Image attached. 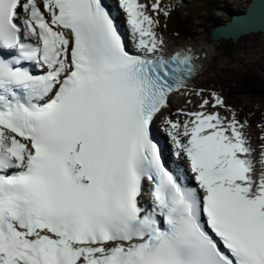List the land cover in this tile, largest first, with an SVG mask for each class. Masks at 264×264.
Here are the masks:
<instances>
[{"label": "snow or ice", "instance_id": "obj_1", "mask_svg": "<svg viewBox=\"0 0 264 264\" xmlns=\"http://www.w3.org/2000/svg\"><path fill=\"white\" fill-rule=\"evenodd\" d=\"M181 2L0 0V264H264V114L169 50Z\"/></svg>", "mask_w": 264, "mask_h": 264}, {"label": "rangeland", "instance_id": "obj_2", "mask_svg": "<svg viewBox=\"0 0 264 264\" xmlns=\"http://www.w3.org/2000/svg\"><path fill=\"white\" fill-rule=\"evenodd\" d=\"M193 1L198 2V4L195 7V4L192 3V6H193V8L191 7L192 8L191 9L192 20L194 19L196 15L200 13L208 14L211 11L210 9L212 7L206 6L205 0H193ZM248 1L249 0H234V2L232 3L231 9L233 8V9H237L243 12L245 11L247 7ZM219 8H222V6H220ZM231 9L229 11H231ZM201 10H204V11H201ZM180 16L183 17L184 15H180ZM209 17L210 16H208V18ZM225 19H227V17H224L223 20ZM217 22L218 21L216 20L212 21L210 19H207V21H205L206 28L200 31L199 28H197L196 19H194L192 23L190 24V26L193 29H192V32L191 30H189V35L193 36L194 32H196L198 35L200 33H207L205 31L210 29L211 25L216 24ZM185 28H188V27H185ZM206 35L207 34H204L202 36H206ZM170 42L173 43L172 41ZM221 55H226L228 57L226 59H220V60L218 59V61L216 60L213 61L212 64L215 66L216 74L211 77L201 79L200 81H198V83L210 85L221 79L220 84L222 85V88L234 87L231 91L232 92L235 91V93L229 96V100H228L229 103L230 104L233 103V104L240 106L246 113L247 112L255 113L252 119L259 121L262 114H264V95H261L260 97H258V94H257V90L264 91V39H263V36L261 34L250 35L247 37H243L242 40H238L237 42L233 40H229L226 42V44H224ZM218 62H221V63H218ZM221 69L225 70L223 76H221L220 74ZM256 72H258L257 75H251ZM255 77H258V79H260L263 82L259 84L258 88L257 87L254 88L256 90L252 91V90L246 89V90L239 91L241 90V88L239 87L244 85V84H241L244 78H251L253 83H255L256 82V80H254ZM176 100L178 99L176 98ZM182 104H183V98H182V101L179 102L180 106H182ZM258 135H259V130L254 129L253 136L255 137L256 142H258V144L261 145V143H264V142L258 139ZM253 145H254V148H256V145L254 144V140H253ZM259 152L261 153V147L259 149Z\"/></svg>", "mask_w": 264, "mask_h": 264}, {"label": "bare ground", "instance_id": "obj_3", "mask_svg": "<svg viewBox=\"0 0 264 264\" xmlns=\"http://www.w3.org/2000/svg\"><path fill=\"white\" fill-rule=\"evenodd\" d=\"M208 37H209V32H207L206 36H200V37L193 38L186 44H194L198 52L210 53L214 51L215 49H217V47L219 46V43L210 41Z\"/></svg>", "mask_w": 264, "mask_h": 264}, {"label": "water", "instance_id": "obj_4", "mask_svg": "<svg viewBox=\"0 0 264 264\" xmlns=\"http://www.w3.org/2000/svg\"><path fill=\"white\" fill-rule=\"evenodd\" d=\"M252 2H253V0H252ZM251 2V3H252ZM256 2L257 3H264V0H256ZM243 15V14H242ZM242 15H235V16H233V17H236V16H242ZM232 17V18H233ZM223 27H221V28H219V29H222ZM219 29H215V30H219ZM213 33V30H211V32H210V35ZM259 33H262L263 35H264V32H259ZM253 34H258V33H253ZM242 36H245V35H241L238 39H240ZM238 39H236V38H232V37H228V38H223V39H221L219 42L220 43H223V42H225V41H228V40H234V41H236V40H238ZM212 41H214V42H217V41H215V40H212Z\"/></svg>", "mask_w": 264, "mask_h": 264}]
</instances>
